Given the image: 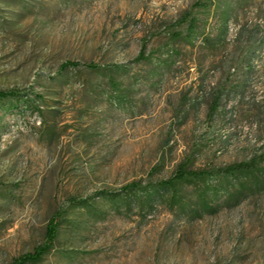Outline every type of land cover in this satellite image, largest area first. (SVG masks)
<instances>
[{
	"label": "rangeland",
	"instance_id": "1",
	"mask_svg": "<svg viewBox=\"0 0 264 264\" xmlns=\"http://www.w3.org/2000/svg\"><path fill=\"white\" fill-rule=\"evenodd\" d=\"M195 1L0 0V91L15 93L0 100V264L41 245L56 212L52 250L29 264H264V193L195 220L119 204L186 159L264 154V0H230L215 50L174 37ZM219 14L197 13L213 35Z\"/></svg>",
	"mask_w": 264,
	"mask_h": 264
},
{
	"label": "trees",
	"instance_id": "2",
	"mask_svg": "<svg viewBox=\"0 0 264 264\" xmlns=\"http://www.w3.org/2000/svg\"><path fill=\"white\" fill-rule=\"evenodd\" d=\"M247 1V0H245ZM236 3L230 0H196L175 22L176 39H182L193 44L201 38L203 46L215 50L222 46L229 32V24ZM220 12L217 21V32H207L201 26L198 12ZM248 51V59L253 60L257 48ZM76 63H65L62 69L74 66ZM93 67V65H90ZM13 92L0 91V100L7 98ZM222 94L215 96L207 114L212 120L221 103ZM264 154L256 153L247 160L233 162L224 166L210 168H194L191 160L181 162L173 174L158 182H132L122 189L120 206L132 209L136 205L145 208L147 212L155 210L157 204H165L169 210L181 216L195 220L206 214H215L228 204H238L241 200L264 192ZM120 193L116 197H120ZM60 212L50 219L44 242L33 252L21 255L15 259V264L39 262L49 253L59 235Z\"/></svg>",
	"mask_w": 264,
	"mask_h": 264
}]
</instances>
